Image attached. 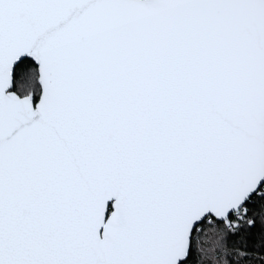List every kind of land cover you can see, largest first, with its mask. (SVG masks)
I'll return each instance as SVG.
<instances>
[{"label":"water","instance_id":"95a60500","mask_svg":"<svg viewBox=\"0 0 264 264\" xmlns=\"http://www.w3.org/2000/svg\"><path fill=\"white\" fill-rule=\"evenodd\" d=\"M263 184L264 0H0V264H181Z\"/></svg>","mask_w":264,"mask_h":264},{"label":"trees","instance_id":"16d2710c","mask_svg":"<svg viewBox=\"0 0 264 264\" xmlns=\"http://www.w3.org/2000/svg\"><path fill=\"white\" fill-rule=\"evenodd\" d=\"M38 77L35 62L23 59L15 68L13 90L20 96L33 93L37 99L41 92ZM242 209L239 218L233 219L232 213L225 221L208 217L201 222L181 264H264V184Z\"/></svg>","mask_w":264,"mask_h":264},{"label":"built area","instance_id":"2783aa9c","mask_svg":"<svg viewBox=\"0 0 264 264\" xmlns=\"http://www.w3.org/2000/svg\"><path fill=\"white\" fill-rule=\"evenodd\" d=\"M259 191V190H258ZM243 212H244V210L241 208V209H239V210H237V211H235L233 214H234V217H233V219L234 218H239V217H241V215L243 214ZM210 219V218H209ZM233 219H232V221H233Z\"/></svg>","mask_w":264,"mask_h":264}]
</instances>
